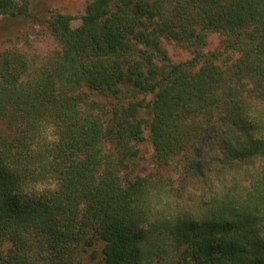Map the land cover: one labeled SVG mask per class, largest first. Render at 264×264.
Returning a JSON list of instances; mask_svg holds the SVG:
<instances>
[{
    "label": "trees",
    "instance_id": "16d2710c",
    "mask_svg": "<svg viewBox=\"0 0 264 264\" xmlns=\"http://www.w3.org/2000/svg\"><path fill=\"white\" fill-rule=\"evenodd\" d=\"M81 17L49 16L60 49L36 66L0 51V264H264V0H90ZM44 177L59 191H31Z\"/></svg>",
    "mask_w": 264,
    "mask_h": 264
},
{
    "label": "rangeland",
    "instance_id": "374dc122",
    "mask_svg": "<svg viewBox=\"0 0 264 264\" xmlns=\"http://www.w3.org/2000/svg\"><path fill=\"white\" fill-rule=\"evenodd\" d=\"M21 1L22 0H16ZM90 0H28L27 15L0 14V51L15 48L25 54L34 66L43 59L48 58L60 49V44L55 39L48 25V18L53 13L67 14L72 17L71 25L81 23V16ZM223 35L217 32L207 36L205 50H216L222 47ZM162 46L169 57L174 61H183L190 57L187 49L174 42L163 41ZM226 54V53H225ZM238 54H231V60L237 58ZM222 59H226L225 56ZM219 63H222L219 61ZM223 64V63H222ZM151 152L152 148L145 143L142 148ZM175 163L166 168L171 176L176 177L179 167ZM148 168H153L149 165Z\"/></svg>",
    "mask_w": 264,
    "mask_h": 264
},
{
    "label": "clouds",
    "instance_id": "9594fccd",
    "mask_svg": "<svg viewBox=\"0 0 264 264\" xmlns=\"http://www.w3.org/2000/svg\"><path fill=\"white\" fill-rule=\"evenodd\" d=\"M50 140H56L57 137L50 136L48 137ZM60 189V181L55 177H44L42 179H37L33 182L31 187V191L37 194L44 193H56Z\"/></svg>",
    "mask_w": 264,
    "mask_h": 264
}]
</instances>
